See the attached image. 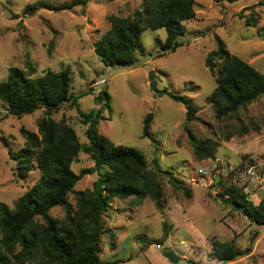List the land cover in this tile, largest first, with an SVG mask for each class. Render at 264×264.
<instances>
[{"label":"rangeland","instance_id":"rangeland-1","mask_svg":"<svg viewBox=\"0 0 264 264\" xmlns=\"http://www.w3.org/2000/svg\"><path fill=\"white\" fill-rule=\"evenodd\" d=\"M33 1L0 0V80L10 66L27 69V58L35 67L33 74L68 67L76 101L70 98L51 116L64 118L80 140L87 141L80 112L96 108L94 96L106 88L111 108L103 111L99 132L115 143L138 148L148 167L171 171L160 172L161 208L148 196L111 197L102 214L100 257L120 258L116 264H175L166 256L172 250L189 264H264V224L234 209L222 194L231 182L242 186L253 203L264 194V93L219 118L210 97L215 76L204 63L218 35L232 53L264 71V0H194V15L183 21L182 44L159 55L165 28H145L140 34L144 51H136L131 64L113 65L96 55L94 40L109 27V14L127 15L143 0H87L72 8L25 9ZM246 16L255 17L256 24H246ZM151 70L156 89L151 87ZM164 88L190 98L197 106L195 118L186 120L184 105L162 93ZM149 111L150 136H144L143 117ZM43 114V107L20 116L6 114L0 100V201L10 207L38 180L40 170L33 161L26 176L17 178L8 148H20L24 143L20 126L37 131ZM191 134L213 141L212 157H196ZM90 165L92 159L82 150L71 163L75 171ZM170 176L177 177L180 186ZM96 177L97 171L86 173L74 188L91 187ZM69 198L73 200V193ZM50 212L63 216L60 205ZM213 238L248 246L249 252L220 262L211 254Z\"/></svg>","mask_w":264,"mask_h":264},{"label":"trees","instance_id":"trees-1","mask_svg":"<svg viewBox=\"0 0 264 264\" xmlns=\"http://www.w3.org/2000/svg\"><path fill=\"white\" fill-rule=\"evenodd\" d=\"M222 1V0H215ZM87 0H70L51 3L35 0L25 4V9L72 8L85 5ZM194 0H143L139 7L127 15L109 14V27L93 43L94 52L108 65L131 64L134 53L143 52L140 34L145 28L164 27L165 39L160 43L159 55L174 50L182 44L179 36L184 33L183 21L194 15ZM257 19L246 16V24L254 25ZM216 47L205 57L204 63L215 76V86L210 93L217 117L233 114L239 107L264 93V71L232 53L218 36ZM26 68L10 66L6 78L0 80V100L6 114L20 116L43 107L45 114L37 120V131L20 126L24 143L18 149L8 148L15 160L14 174L24 178L33 161L40 170L38 180L25 189L12 207L0 201V264H116L120 258L104 260L100 257L103 230L102 214L110 206L111 197L136 199L146 196L162 207L160 172L171 174L169 169L148 167L145 156L132 145L115 143L99 132L97 124L104 118L103 111H110L109 94L101 88L94 96L98 104L88 112H80L87 141H81L75 128L64 118L54 119L53 110L70 98L72 76L70 69L50 68L33 74L35 67L30 58ZM167 93L185 107L186 120L196 116L197 106L187 96L170 91ZM153 112L143 117L142 134L150 136ZM244 130V125H241ZM193 152L198 158L212 157L216 148L210 138L196 139L190 135ZM86 152L93 165L75 171L71 167L78 160L80 151ZM97 171L91 187L74 188L84 174ZM169 179L180 186L175 176ZM221 183L220 181L216 182ZM223 195L231 202L243 206L258 224H264V194L257 203L247 198L242 186L230 183ZM69 193H73L70 200ZM63 208V216L51 214L53 206ZM111 231V238L114 236ZM113 243V242H111ZM211 254L216 260L228 261L249 252V247L213 238Z\"/></svg>","mask_w":264,"mask_h":264},{"label":"water","instance_id":"water-1","mask_svg":"<svg viewBox=\"0 0 264 264\" xmlns=\"http://www.w3.org/2000/svg\"><path fill=\"white\" fill-rule=\"evenodd\" d=\"M154 78H155V71L151 70L150 71L151 87L153 89H156ZM219 197L222 198L223 200H226L225 198H223V196L221 194L219 195ZM232 204H233L234 209L243 211V206L241 204L236 203V202H232ZM247 216L249 219L254 220V218L251 215L247 214ZM166 256L170 259L171 262H173L175 264H189V261L187 259L180 257L178 254H176L172 250L167 251Z\"/></svg>","mask_w":264,"mask_h":264}]
</instances>
